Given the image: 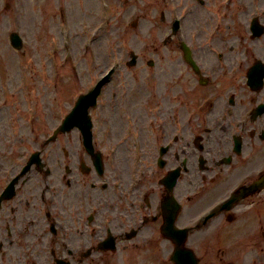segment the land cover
<instances>
[{
	"label": "flooded vegetation",
	"instance_id": "af4514ba",
	"mask_svg": "<svg viewBox=\"0 0 264 264\" xmlns=\"http://www.w3.org/2000/svg\"><path fill=\"white\" fill-rule=\"evenodd\" d=\"M212 13L193 18L220 31L165 36L178 88L164 82L151 111L134 101L130 140L111 146L131 163L48 160L23 177L0 163V264H172L176 246L194 264H264V0Z\"/></svg>",
	"mask_w": 264,
	"mask_h": 264
},
{
	"label": "rangeland",
	"instance_id": "374dc122",
	"mask_svg": "<svg viewBox=\"0 0 264 264\" xmlns=\"http://www.w3.org/2000/svg\"><path fill=\"white\" fill-rule=\"evenodd\" d=\"M217 1L204 0L205 6H198L191 0H104L101 4V0H14L11 9L6 10L10 0H0V138H3L6 121L12 125V116L27 127L22 126L16 131L13 128L8 131L5 127L9 139L2 144L0 163H14L19 155L14 151L15 147L11 146L12 149L9 145L24 144L28 155L36 151L51 135L58 119L66 114L72 98L76 99L103 71L113 65H125L132 52L137 55V66L123 68L122 74L110 85L118 95L121 114H132L136 99H142L141 106L150 105V111L158 106L164 100V82L173 81L172 85L178 88L174 82L179 78L177 69L171 61L175 56H170L164 47L170 23L190 12L192 18L213 15ZM162 12L165 20L161 19ZM135 20L138 25L134 28L131 23ZM105 21V30L94 38L98 24L104 25ZM203 23L195 19L189 26L186 22L189 31L193 32L207 31L209 27ZM63 30L72 35L70 48L75 53V64L63 69L60 86L55 89L54 80L49 79L52 59L47 53L54 46L59 47L58 51L62 50L60 43L55 41H60ZM14 32L23 39V47L18 51L10 44ZM90 40H93L90 47L94 49V55L82 56ZM110 96L107 94V102L112 112L109 110L103 116L100 107L93 112L95 146L105 155H109V149L117 142L116 136L121 135L122 124ZM32 107H36L40 115L36 131L30 129L32 125L26 118ZM115 116L119 133L112 135L104 126L113 125ZM48 150L52 153V163H91L78 130L60 137ZM113 154L110 155L112 162L106 163H130L127 152Z\"/></svg>",
	"mask_w": 264,
	"mask_h": 264
},
{
	"label": "water",
	"instance_id": "95a60500",
	"mask_svg": "<svg viewBox=\"0 0 264 264\" xmlns=\"http://www.w3.org/2000/svg\"><path fill=\"white\" fill-rule=\"evenodd\" d=\"M11 41L14 47L20 49L22 47L21 40L18 35L13 34ZM92 99L81 100L74 113L68 118L63 130L67 129L70 131L75 126H81L84 131V135L88 140L91 138L90 129L91 124L87 117V110L93 104Z\"/></svg>",
	"mask_w": 264,
	"mask_h": 264
}]
</instances>
